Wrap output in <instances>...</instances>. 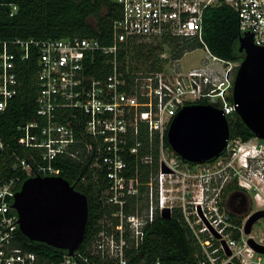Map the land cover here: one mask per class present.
I'll use <instances>...</instances> for the list:
<instances>
[{
	"label": "built area",
	"instance_id": "obj_1",
	"mask_svg": "<svg viewBox=\"0 0 264 264\" xmlns=\"http://www.w3.org/2000/svg\"><path fill=\"white\" fill-rule=\"evenodd\" d=\"M115 1L121 6L122 14L114 24L110 46L79 37L5 39L0 36V114L20 94V78L28 62H36L39 81L36 118L18 127L21 136L15 146L0 139V264H128L129 253L143 246L146 230L157 214L164 217L166 210H173L166 205L165 192L172 189L164 187L165 170L173 174L180 169V164L175 160L169 164L155 160L152 152H164L165 135L174 118L183 108L192 105L212 106L221 110L228 121L236 113L234 72L237 74L239 62L214 55L203 36L204 12L220 5L221 0ZM224 3L238 14L241 37H251L255 46L264 48V0H224ZM17 11L18 7L13 6L11 16ZM166 38L197 41L206 57L199 66L187 71L181 59L172 61L168 68L146 72L131 71L129 63L120 60L121 52L133 41ZM98 52L106 59V73L100 77L87 71L88 56ZM161 57L169 59L165 54ZM144 134L150 153L141 155L146 145L142 139ZM130 156L137 162L134 176L129 175ZM65 157L86 168L81 184L91 182L101 188L99 201L118 209L104 216L101 229L86 253L77 250L73 255L68 253L59 263H44L37 254L15 245L20 225L13 205L16 194L21 191L18 187L21 177L8 178L5 171L11 160L12 170H21L29 177H56L59 170L53 164ZM157 160L161 165V174L156 178L157 204L154 206L151 202L145 214L127 212L128 207L131 209L130 199L137 197L141 185L139 164L152 167ZM225 162L224 169L219 171L220 178L222 172L229 170L239 187L252 194L257 205H264L263 186L260 187L264 184V140L229 139L221 156L202 169V173L209 174L208 181L216 184L215 201L220 188L210 167L212 164L223 166ZM146 184L154 188L152 181ZM213 215L212 212L209 216L205 214V228L200 233L215 231L224 240L220 239L218 245L207 243L202 248V264H239L241 258L244 264L264 261V255L255 253L248 244L244 232L246 222L238 227L230 222V216L222 215L217 220ZM234 231L242 233L240 239H225ZM143 264L163 262L157 259Z\"/></svg>",
	"mask_w": 264,
	"mask_h": 264
},
{
	"label": "trees",
	"instance_id": "obj_2",
	"mask_svg": "<svg viewBox=\"0 0 264 264\" xmlns=\"http://www.w3.org/2000/svg\"><path fill=\"white\" fill-rule=\"evenodd\" d=\"M205 10L203 16V36L210 51L225 60L239 62V67L244 60V54L239 52V18L235 10L224 3ZM13 6L18 11L11 16ZM121 6L115 0H0V36L5 39H64V38H89L96 39L103 46H110L114 39V24L121 17ZM163 45H169L172 60L182 59L186 53L192 52L202 45L197 41H185L178 38H166ZM164 48L153 46L149 43L131 42L127 49L121 52L120 60L149 64L150 71L162 69L160 58ZM170 59V58H169ZM105 58L99 52L87 58V71L89 74L100 77L106 73L104 70ZM238 67V69H239ZM138 69V67H137ZM38 67L35 61L28 62L21 74L20 94L10 103L8 109L0 114V139L15 146L21 136L18 127L31 122L36 118L38 95ZM232 99V98H231ZM202 104V103H201ZM229 118L230 139L249 141L255 134L246 126L237 113ZM145 148L141 155L149 154L148 139L142 137ZM165 147L178 156L168 142L165 135ZM23 153V152H22ZM155 160L159 152H152ZM214 160V159H213ZM211 160V161H213ZM131 172L135 175L136 158L128 157ZM9 160L5 171L8 178L21 177L19 189L30 178L21 170L10 168ZM54 167L59 170V176L69 181L75 189L88 198L89 221L84 241L78 251L86 253L94 237L101 229V221L107 214H112L118 208L104 206L100 201L102 189L93 183L81 184L86 173V168L80 162L65 157L54 162ZM147 166L139 164L140 170ZM234 187V186H233ZM145 188L141 189V193ZM135 202V198L132 199ZM179 213L171 218L157 214L155 221L148 226L143 246L129 253L131 258L128 264H143L157 259L163 264H202L204 260L203 249L194 231L186 224L180 209ZM134 212L135 209H126ZM231 223L241 227L243 220L232 216ZM240 231H234L232 237L240 239ZM15 245L25 251L35 253L41 262L59 263L68 255V251L57 249L46 243L32 241L19 229L16 232ZM98 264H101L98 263Z\"/></svg>",
	"mask_w": 264,
	"mask_h": 264
},
{
	"label": "water",
	"instance_id": "obj_3",
	"mask_svg": "<svg viewBox=\"0 0 264 264\" xmlns=\"http://www.w3.org/2000/svg\"><path fill=\"white\" fill-rule=\"evenodd\" d=\"M239 52L244 54L235 78L236 113L246 126L264 140V48L251 37H241ZM168 142L183 161L204 164L219 158L230 139V124L221 110L209 105L183 108L168 130ZM14 209L19 215L20 231L32 241L46 243L73 255L85 238L89 221V202L85 194L61 176L30 177L16 194ZM164 217L169 218L167 213ZM264 210L253 213L244 232L250 236ZM218 238L220 236L212 231ZM227 248V243L223 242ZM249 246L264 255V245L253 238ZM232 264V263H230Z\"/></svg>",
	"mask_w": 264,
	"mask_h": 264
},
{
	"label": "rangeland",
	"instance_id": "obj_4",
	"mask_svg": "<svg viewBox=\"0 0 264 264\" xmlns=\"http://www.w3.org/2000/svg\"><path fill=\"white\" fill-rule=\"evenodd\" d=\"M138 43H149L153 46H161V48H164L162 54L160 55V58L162 59V55L165 54L168 56V60L166 62H160L159 66L163 68H168L172 64V58L170 55V47L169 45H163L162 40H137ZM206 57V52L203 47H200L192 52L186 53V55L180 60V63L184 70H190L193 67L199 66L203 59ZM164 60V59H163ZM127 62L129 63L130 70L131 71H150L149 64L145 63H139L135 62V60L130 61L129 58L127 59ZM138 67V69H137ZM236 76V73L234 72V77ZM234 116H230V118H233ZM158 159L164 160V163H171L172 160H175L176 163L180 164V169L176 171L173 174H168V170H165L166 175V181H165V189H172L171 191H166V205L172 206L174 209L178 208L181 210L183 215L186 217L187 222L189 223V226L193 229L195 236L200 242L201 247L204 249V246H207V243H213L215 245L220 244L221 240H224V238H218L214 234H203L200 233L202 229L205 228V214L209 216V212L214 213V217L217 218V220L220 218V216H231L230 222L232 219V216H235V218H239L243 220V224L241 227L244 226L246 220L249 218V216L256 212L255 209L262 208L264 205H257L254 202V199H252V194H248L247 202L245 206L243 207V210L241 212L237 211L236 205L241 203L240 197L236 198L234 195V192H227L225 191L226 186L232 185L234 186L235 190H239V185L236 183L237 181L232 178L228 173L224 174L223 177L220 178L219 171L221 169H224V166L227 162L223 164V166H218V168H214L216 165L212 164L210 167L211 174L215 173L216 177L218 178L219 184L217 185L218 188L223 185V182L226 181V185L224 189H222L219 192V197L217 201L212 200L209 204L206 202V199L203 197L204 192L206 191V185L208 181V173H202V167L199 165V167L196 166H189L187 163H183L179 160V155H174L170 149L164 147V152H159ZM238 159L235 160L234 164L237 166ZM160 163L159 160L157 162L154 161V164L152 167H146L142 171H140V174H138V179L141 183L139 187V192L137 197L135 198V202H131V199L129 201L130 207L135 209V212H138L139 214H145L148 205L151 206V202H153L154 206L157 204V200L159 197V187L156 182L157 176L161 174L160 170ZM197 175V176H196ZM153 182L154 188L151 189L150 186L146 184V182ZM145 183V184H144ZM85 185L88 183H84ZM144 184V185H143ZM216 186V184H214ZM263 186V183L260 184V187ZM145 188V192L141 193V189ZM158 192V197H157ZM264 194V193H263ZM264 197V195H263ZM202 205L199 204V202H203ZM159 204V201H158ZM107 206V205H106ZM112 206V205H111ZM149 208V207H148ZM260 210H264L260 209ZM107 220L106 218L103 220V222ZM229 222V224H231ZM227 224L228 228H230V225ZM223 226L226 224H222ZM234 234V233H233ZM242 236V233H240ZM230 237L233 239L232 235L225 236V239ZM246 238H253L256 242L264 245V218L259 220L255 226L253 227V231L250 236L245 235ZM221 239V240H220ZM258 255L256 256V258ZM242 258L239 260V264H244L241 262ZM255 261H257L255 259ZM248 264H250L248 262ZM260 264H264V261Z\"/></svg>",
	"mask_w": 264,
	"mask_h": 264
},
{
	"label": "flooded vegetation",
	"instance_id": "obj_5",
	"mask_svg": "<svg viewBox=\"0 0 264 264\" xmlns=\"http://www.w3.org/2000/svg\"><path fill=\"white\" fill-rule=\"evenodd\" d=\"M179 158V160L181 161V162H183V163H187L189 166H196V167H199V165H201V169H203L207 164H209L210 163V161H207L206 163H204V164H199V163H190V162H187V161H183L182 160V158L179 156L178 157ZM221 167V166H220ZM214 168H218V167H214ZM221 170H223V169H221ZM224 174L226 173H228V171H226V172H223ZM197 176V175H196ZM224 184V183H223ZM225 184H226V182H225ZM226 185H222L221 187H220V191L222 190V189H224V187H225ZM145 190V189H144ZM225 191H226V193L227 192H234V195H235V197L236 198H239L240 197V200H241V203H239L238 205H236V208H237V211L238 212H241V210H243V207L245 206V204H246V202H247V197H248V194L250 195V193H248V192H245L244 190H242L241 188H239V190H235V188H233V186L230 184V185H228V186H226V188H225ZM145 192V191H144ZM250 197H252V199H254V197L253 196H250ZM166 214L168 213L169 214V218H171V217H174V216H176L178 213H179V210H178V208H176V209H174L173 208V210L172 211H169V210H166V212H165ZM183 214V213H182ZM184 216V215H183ZM230 218H231V216H230ZM184 220H185V222H186V224L189 226V223L187 222V220H186V217L184 216ZM190 227V226H189ZM191 228V227H190ZM192 229V228H191ZM193 230V229H192Z\"/></svg>",
	"mask_w": 264,
	"mask_h": 264
},
{
	"label": "clouds",
	"instance_id": "obj_6",
	"mask_svg": "<svg viewBox=\"0 0 264 264\" xmlns=\"http://www.w3.org/2000/svg\"><path fill=\"white\" fill-rule=\"evenodd\" d=\"M213 181H207L206 185V191L203 193L204 197H206V202L209 204L212 200H215V193H216V188L214 186Z\"/></svg>",
	"mask_w": 264,
	"mask_h": 264
},
{
	"label": "crops",
	"instance_id": "obj_7",
	"mask_svg": "<svg viewBox=\"0 0 264 264\" xmlns=\"http://www.w3.org/2000/svg\"><path fill=\"white\" fill-rule=\"evenodd\" d=\"M262 190H263V193H264V184H263Z\"/></svg>",
	"mask_w": 264,
	"mask_h": 264
}]
</instances>
